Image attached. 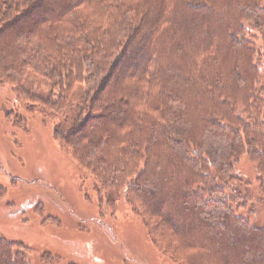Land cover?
<instances>
[{
	"label": "trees",
	"instance_id": "16d2710c",
	"mask_svg": "<svg viewBox=\"0 0 264 264\" xmlns=\"http://www.w3.org/2000/svg\"><path fill=\"white\" fill-rule=\"evenodd\" d=\"M249 29L264 32V0H0V84L56 119L106 207L123 197L175 264H264V223L234 189L246 157L264 199ZM24 249L1 235L0 264Z\"/></svg>",
	"mask_w": 264,
	"mask_h": 264
},
{
	"label": "rangeland",
	"instance_id": "374dc122",
	"mask_svg": "<svg viewBox=\"0 0 264 264\" xmlns=\"http://www.w3.org/2000/svg\"><path fill=\"white\" fill-rule=\"evenodd\" d=\"M263 33L247 32L261 50ZM26 104L11 85L0 84V236L27 249V264H175L150 241L123 197L106 207L87 170L54 134L56 119L27 111ZM235 172L234 189L248 192L238 212L261 226L256 165L242 157Z\"/></svg>",
	"mask_w": 264,
	"mask_h": 264
}]
</instances>
